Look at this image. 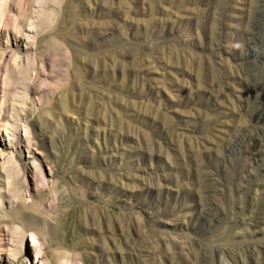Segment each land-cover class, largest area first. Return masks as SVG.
I'll list each match as a JSON object with an SVG mask.
<instances>
[{
  "label": "rangeland",
  "instance_id": "rangeland-1",
  "mask_svg": "<svg viewBox=\"0 0 264 264\" xmlns=\"http://www.w3.org/2000/svg\"><path fill=\"white\" fill-rule=\"evenodd\" d=\"M263 259L264 0H0V264Z\"/></svg>",
  "mask_w": 264,
  "mask_h": 264
},
{
  "label": "bare ground",
  "instance_id": "bare-ground-1",
  "mask_svg": "<svg viewBox=\"0 0 264 264\" xmlns=\"http://www.w3.org/2000/svg\"><path fill=\"white\" fill-rule=\"evenodd\" d=\"M192 3H193V2H192ZM219 24H221V23H219ZM254 28H255V27H254ZM219 29H220V28H219ZM219 29H218V30H219ZM253 32H254V31H253ZM216 36H217V35H216ZM219 39H220V38H219ZM253 43H254V42H253ZM253 50H254V49H253ZM253 50H252V51H253ZM254 51H255V50H254ZM248 53H249V52H248ZM242 55H243V54H242ZM244 55H245V54H244ZM245 56H246V55H245ZM249 58H250V57H249ZM252 58H253V57H252ZM214 110L216 111V109H214ZM215 111H213V112H215ZM213 112H212V113H213ZM212 115H213V114H212ZM217 116H218V115H217ZM207 123H208V122H207ZM237 186H238V185H237ZM235 188H236V187H235ZM240 188H241V187H240ZM244 188H245V185H244ZM252 220H253V219H252ZM263 260H264V259H263ZM248 264H249V263H248Z\"/></svg>",
  "mask_w": 264,
  "mask_h": 264
}]
</instances>
